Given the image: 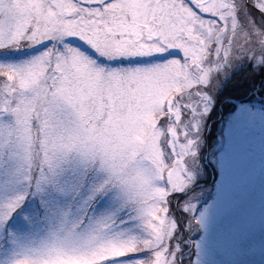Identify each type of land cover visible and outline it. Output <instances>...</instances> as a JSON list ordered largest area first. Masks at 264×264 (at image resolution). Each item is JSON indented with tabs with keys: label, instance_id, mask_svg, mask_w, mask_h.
Listing matches in <instances>:
<instances>
[{
	"label": "rangeland",
	"instance_id": "1",
	"mask_svg": "<svg viewBox=\"0 0 264 264\" xmlns=\"http://www.w3.org/2000/svg\"><path fill=\"white\" fill-rule=\"evenodd\" d=\"M255 11L0 0V264H264V80L216 106Z\"/></svg>",
	"mask_w": 264,
	"mask_h": 264
},
{
	"label": "trees",
	"instance_id": "2",
	"mask_svg": "<svg viewBox=\"0 0 264 264\" xmlns=\"http://www.w3.org/2000/svg\"><path fill=\"white\" fill-rule=\"evenodd\" d=\"M252 10L253 9H251V12ZM254 13L255 17L260 16V18L264 19V15L262 13L261 15L257 14L256 11ZM260 80H264V67L255 70L251 65H247L245 68H240L239 71L234 72L230 79L225 80L219 86L216 93V106L218 108L224 107L226 109L228 104H226L225 101L227 99H239L243 96H246L253 90L254 86ZM262 91H264V89ZM207 138H209V134L207 135ZM204 151L207 152L206 147Z\"/></svg>",
	"mask_w": 264,
	"mask_h": 264
}]
</instances>
